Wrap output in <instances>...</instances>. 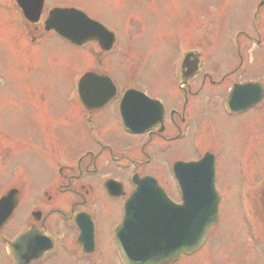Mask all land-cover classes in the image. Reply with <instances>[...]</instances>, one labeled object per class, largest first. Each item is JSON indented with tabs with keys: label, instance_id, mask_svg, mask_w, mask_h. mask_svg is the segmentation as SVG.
I'll return each instance as SVG.
<instances>
[{
	"label": "rangeland",
	"instance_id": "1",
	"mask_svg": "<svg viewBox=\"0 0 264 264\" xmlns=\"http://www.w3.org/2000/svg\"><path fill=\"white\" fill-rule=\"evenodd\" d=\"M249 1L254 2L46 0L43 17L36 24L22 21L10 3L5 9L0 8V194L7 183L17 180L21 183L13 186H24L26 194L3 232L19 229L26 206L33 203L27 198L31 194L28 191L38 190L53 178L56 170L50 154L55 159L71 157L66 156L62 141L72 130L80 129L75 120L80 107L78 102L68 104L71 103L68 98L87 66L110 74L120 88H143L168 101V94L176 90L172 72L176 71L179 51L189 46L204 49L211 55V60L213 54H226L229 48L225 40L232 29L245 26ZM50 7H75L85 11L116 33L117 47L109 52H102L96 43H89L81 50L69 47L53 31L44 29V18ZM262 58L254 63L246 77L264 83V54ZM134 64L138 66H132ZM131 70L138 73L135 79ZM203 107L202 113L196 116L199 126L193 128V133L179 143L178 148L171 150L169 158L172 161L191 158L201 149L213 148L219 152L218 188L223 198L222 224L225 228H234L237 224L236 186L239 172L243 176L247 168L248 173L255 176L249 198L254 215L259 219L264 214L261 213L264 212V181L257 184L261 180H258L260 177L256 176L258 170L254 166L259 162L255 161L257 158H264V107L262 114L248 115L250 117L229 116L218 106L211 109L204 104ZM258 115L261 116L254 120L253 116ZM111 116L109 110L103 111V136L120 150L133 138L114 134ZM59 119L63 121L61 125ZM69 119L73 121L72 125ZM255 136L256 139H250ZM183 146L185 150L181 149ZM243 154L247 165L239 168L240 160L245 159ZM259 171L264 177V170ZM107 208L114 206L107 205ZM213 247L212 243L209 250ZM206 254L205 248L179 264H198L196 261ZM81 262L62 250L51 255L46 264ZM0 264H5L4 260ZM209 264H217V261L211 260Z\"/></svg>",
	"mask_w": 264,
	"mask_h": 264
},
{
	"label": "flooded vegetation",
	"instance_id": "2",
	"mask_svg": "<svg viewBox=\"0 0 264 264\" xmlns=\"http://www.w3.org/2000/svg\"><path fill=\"white\" fill-rule=\"evenodd\" d=\"M252 8L251 5L246 8L248 13L245 26L232 29L225 40L229 48L226 54L216 56L213 54L212 60L211 55L203 54L204 58L200 56L198 60L196 72L194 64L190 65L189 70L180 71V68L177 70L179 73L172 72L176 90L173 94H168V101L160 94L153 95L150 90L151 94L143 88H134L162 105L158 108L138 106L133 110L138 118L145 119L146 125L143 126L146 127L142 133L126 134L121 123L120 98L126 90L133 88H120L114 83L115 96L100 107L96 104L95 109L82 107L77 100L80 111L75 120L79 123L80 129L72 130L65 141H62L66 156L71 157L55 159L50 154L56 170L55 176L53 175L50 182L38 190L28 191L31 194L27 198L33 203L26 206L17 231L4 232L3 235L6 225L2 227L0 253L4 251L7 239L34 229L44 231L52 240L53 247L48 255L30 264H46L51 255L62 250L69 253L72 258L82 260V264H120L114 230L122 219L125 199L135 189L133 176L137 179L154 178L167 197L180 204L182 195L172 173V166L175 163L195 162L206 153H211L215 157V168L218 173L216 157H219V152L213 148L201 149L194 157L177 158L174 161L170 160L169 154L193 133L191 132L193 128L199 126L196 116L202 113L204 104L211 109L214 106L223 109L224 105V111L232 117L248 116L256 109L229 112L225 108L231 90L236 84L258 83L264 86L262 80L246 77L254 63L263 60L264 54L262 21L264 6L256 8L254 14ZM132 66L137 67L138 64ZM89 67L91 66L86 67V71L109 75L103 71L91 70ZM193 70L195 74H192ZM131 73L135 79L137 71L131 70ZM107 110L112 114L114 134L122 133L133 138L130 144L120 150L103 136V111ZM70 120L69 123L72 125L73 121ZM59 122L60 125L63 123L61 119ZM185 148L183 146L181 149ZM73 150L75 151L72 154ZM261 166H264V162ZM110 180L119 185L107 187ZM23 190L24 186L17 187V208L21 206L23 196L26 195ZM107 205L114 208H107ZM240 221V225L228 227L227 230L218 229L219 224L214 225L212 234L210 232L214 247L208 249L206 256L196 262L209 264L212 260L217 261V264H264V226L252 231L244 224L242 215ZM200 252L201 250L196 254ZM196 254L182 256L174 264L184 260L187 262ZM2 262L3 257L0 260V263Z\"/></svg>",
	"mask_w": 264,
	"mask_h": 264
},
{
	"label": "water",
	"instance_id": "3",
	"mask_svg": "<svg viewBox=\"0 0 264 264\" xmlns=\"http://www.w3.org/2000/svg\"><path fill=\"white\" fill-rule=\"evenodd\" d=\"M17 1L23 7L27 17L32 21H36L41 11L43 0ZM53 23H57V25ZM94 25L95 23L88 21L80 12L74 10H53L46 22V29H54L64 35L68 34L70 35L68 38L77 44L93 39L101 42L98 35L94 32ZM112 43L111 38L106 39V41H103V48L109 49ZM249 89H252V87L244 88L237 94L247 96L250 94ZM81 98L84 100L82 94ZM150 194L156 196L151 197ZM10 197H13L12 193ZM160 202L163 203L162 206L158 205ZM190 202V200H186V203ZM201 202L204 203V206L200 208H196L193 204L187 205V209H190V212L184 215L187 216L186 226L181 229L174 226L171 227L167 221L166 206L164 205L166 200L162 191L153 183L139 182L138 189L126 203L125 218L116 232L118 249L125 263L163 264L167 260L178 257L181 253H189L198 249L207 235L211 221L214 220L217 206V201L209 200L207 197ZM183 208L186 209L185 207ZM9 210L0 221V224L7 219L11 212L10 208ZM34 236L36 237V234L27 233L15 239L12 243V257L14 260L21 255L22 242L32 239ZM177 240H185L186 243L181 245Z\"/></svg>",
	"mask_w": 264,
	"mask_h": 264
}]
</instances>
